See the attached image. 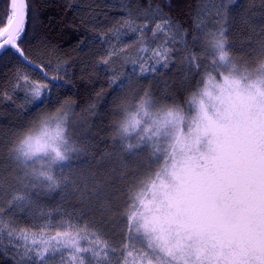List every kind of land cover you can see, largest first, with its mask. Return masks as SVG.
Wrapping results in <instances>:
<instances>
[{
	"label": "snow or ice",
	"instance_id": "obj_1",
	"mask_svg": "<svg viewBox=\"0 0 264 264\" xmlns=\"http://www.w3.org/2000/svg\"><path fill=\"white\" fill-rule=\"evenodd\" d=\"M65 7L82 30L87 83L104 73L119 119L110 150L75 135L77 105L52 99L73 85L72 63L39 59L51 44L33 24L35 0H7L0 65L22 62L41 79L17 67L0 102L25 114L59 107L0 141V254L12 264H264V0H197L191 29L170 2ZM173 65L200 77L185 105L163 78ZM81 112L90 127L96 103Z\"/></svg>",
	"mask_w": 264,
	"mask_h": 264
},
{
	"label": "trees",
	"instance_id": "obj_2",
	"mask_svg": "<svg viewBox=\"0 0 264 264\" xmlns=\"http://www.w3.org/2000/svg\"><path fill=\"white\" fill-rule=\"evenodd\" d=\"M38 7L37 19L33 22L38 29L50 38L51 49L48 55L40 57L39 59L69 61L72 63L71 79L73 85H69L66 88L53 92L52 99L55 101L59 99L64 101L66 99L74 101L77 107L75 113L78 116H87L86 113H82L81 110L87 107L89 101L96 103L97 114L89 119L90 127L80 128L77 125L76 136L89 135L95 137V140L99 143L100 149L110 150L109 137L113 134L112 123L119 119L118 114L114 111V105L112 104V90L109 89L107 83L104 81V73L98 72L99 80L95 84L87 83L88 78L93 74L90 71L82 69L86 63L84 59V53L81 48L77 47L78 39L81 36V29L79 27L78 18L74 16L72 10L65 7L69 0H35ZM81 8H86L88 5L96 7V5H102L106 0H75ZM172 3L173 8L171 13L175 16L186 28L191 29L192 22L190 14L193 11V7L197 0H155V3L164 5L166 3ZM238 4L247 3V0H237ZM256 4L259 5V0H256ZM7 6V0H0V8ZM235 7V6H233ZM165 11H169L165 8ZM109 16H120L123 13L118 11H111ZM33 59H37L35 53L32 54ZM39 62V60H38ZM19 67L22 70L32 73L31 68L25 66L22 62L18 64H9L7 67L0 65V85L4 84L13 74L15 69ZM34 78L41 79L39 72L33 74ZM185 77H189L192 81V86H185L182 81ZM163 78L169 81V91L181 104L185 105L196 90L195 81L200 77H191L190 73L186 70L182 71L179 67L173 65L170 69L163 72ZM147 83V81H146ZM155 81L153 82V88L157 91V95L160 94L159 89L155 88ZM103 91V98L97 99L96 93ZM16 103L23 102V94L18 93L14 96ZM167 103H172L171 100H167ZM59 107L58 104L44 105L39 110L30 109L28 113H20L14 104L11 102H0V141H6L12 131H18L19 125L26 123L27 119L35 116L37 111L54 112ZM79 118V117H78ZM79 122V119H78ZM134 166V165H132ZM84 171L93 168L91 163H84L80 165ZM48 207L55 208L59 204V197L48 199L46 201ZM63 208L71 210V206L67 203L61 205ZM21 225L27 226L29 221L24 220L21 217ZM0 264H12L10 258H5L0 254ZM57 264L59 262L57 261Z\"/></svg>",
	"mask_w": 264,
	"mask_h": 264
},
{
	"label": "rangeland",
	"instance_id": "obj_3",
	"mask_svg": "<svg viewBox=\"0 0 264 264\" xmlns=\"http://www.w3.org/2000/svg\"><path fill=\"white\" fill-rule=\"evenodd\" d=\"M212 75H215V73H212ZM191 95H192V94H191ZM190 97H191V96H190ZM190 97H189V98H190ZM78 117H79V116L77 115V125H79V122H78V119H79V118H78ZM73 131H74V133H75V135H76V134H77V127L74 128Z\"/></svg>",
	"mask_w": 264,
	"mask_h": 264
}]
</instances>
